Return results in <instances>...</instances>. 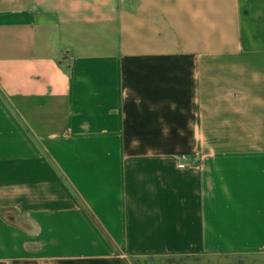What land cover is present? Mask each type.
Wrapping results in <instances>:
<instances>
[{
    "label": "crops",
    "instance_id": "1",
    "mask_svg": "<svg viewBox=\"0 0 264 264\" xmlns=\"http://www.w3.org/2000/svg\"><path fill=\"white\" fill-rule=\"evenodd\" d=\"M264 256V0H0V264Z\"/></svg>",
    "mask_w": 264,
    "mask_h": 264
},
{
    "label": "rangeland",
    "instance_id": "2",
    "mask_svg": "<svg viewBox=\"0 0 264 264\" xmlns=\"http://www.w3.org/2000/svg\"><path fill=\"white\" fill-rule=\"evenodd\" d=\"M135 264H264V256L255 254H220L210 256L145 258Z\"/></svg>",
    "mask_w": 264,
    "mask_h": 264
}]
</instances>
